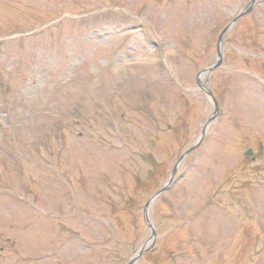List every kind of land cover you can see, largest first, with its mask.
Instances as JSON below:
<instances>
[{
    "label": "rangeland",
    "instance_id": "374dc122",
    "mask_svg": "<svg viewBox=\"0 0 264 264\" xmlns=\"http://www.w3.org/2000/svg\"><path fill=\"white\" fill-rule=\"evenodd\" d=\"M250 2L0 0V264L130 263L213 115L196 77ZM256 3L203 78L219 113L135 264H264Z\"/></svg>",
    "mask_w": 264,
    "mask_h": 264
},
{
    "label": "water",
    "instance_id": "95a60500",
    "mask_svg": "<svg viewBox=\"0 0 264 264\" xmlns=\"http://www.w3.org/2000/svg\"><path fill=\"white\" fill-rule=\"evenodd\" d=\"M257 0H251V3L249 5V7H247L245 10H243L232 22L231 24H229L226 28L223 29V31L221 32L219 38H218V42H217V61L215 64L203 69L196 77V84L198 86V88L200 89L201 92H203L213 103L214 105V111H213V115L209 118V120L207 121L206 125L204 126L202 133H201V137L199 138V140L197 141V143H195L191 148H189L176 162L174 169L172 171V176L170 181L164 185L145 205L144 208V214L146 217V223L148 225V227L151 230V236L149 237L148 242L140 248V250L138 251L137 255L130 261L129 264H135L138 259L144 255L147 252H150L152 250H154L155 247V241H156V229L151 225L149 218L147 216L148 214V208L150 206V204H152L160 195H162L164 192H166L171 185L174 183V177L177 173V170L180 166V164L182 163V161L188 156L190 155L192 152H194L203 142L204 137L206 135V132L208 130V127L210 126V124L213 122V120H215V118L217 117L218 113H219V104L213 94V92L211 91V89L208 86V82L203 83V78L205 75H209L213 72H215L216 70L220 69L222 66V61H223V39L225 37V35L228 33L229 30L232 29V27L244 16L250 14L253 10V8L256 5ZM253 155V151L251 149H249L245 156L246 157H251Z\"/></svg>",
    "mask_w": 264,
    "mask_h": 264
}]
</instances>
